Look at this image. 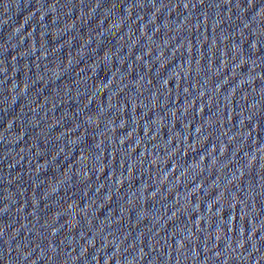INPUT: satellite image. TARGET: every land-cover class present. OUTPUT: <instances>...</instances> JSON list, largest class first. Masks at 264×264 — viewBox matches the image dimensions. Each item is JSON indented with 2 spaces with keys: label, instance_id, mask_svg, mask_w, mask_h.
Listing matches in <instances>:
<instances>
[{
  "label": "water",
  "instance_id": "95a60500",
  "mask_svg": "<svg viewBox=\"0 0 264 264\" xmlns=\"http://www.w3.org/2000/svg\"><path fill=\"white\" fill-rule=\"evenodd\" d=\"M0 264H264V0H0Z\"/></svg>",
  "mask_w": 264,
  "mask_h": 264
}]
</instances>
